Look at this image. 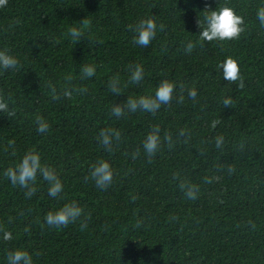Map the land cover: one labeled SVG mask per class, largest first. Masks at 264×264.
Wrapping results in <instances>:
<instances>
[{
    "label": "trees",
    "instance_id": "1",
    "mask_svg": "<svg viewBox=\"0 0 264 264\" xmlns=\"http://www.w3.org/2000/svg\"><path fill=\"white\" fill-rule=\"evenodd\" d=\"M225 6L244 18V32L234 40L201 41L198 21L203 26L205 11ZM260 6L264 0H8L0 7V51L19 60L16 69H0V95L15 112H0V264L15 249L27 250L34 264H264ZM147 18L158 27L144 48L133 43L128 26ZM72 26L83 33L79 41L67 35ZM188 41L195 45L190 53ZM229 57L243 88L218 68ZM86 64L96 67L87 79L81 75ZM136 64L144 78L132 84L129 68ZM117 77L120 95L108 89ZM164 79L176 85L169 105L155 114H111L114 104L153 96ZM193 88L195 99L188 96ZM225 98L231 107L223 106ZM38 117L50 125L45 134L36 131ZM154 126L161 138L171 133L174 143L149 163L142 142ZM104 128L121 132L111 153L97 140ZM217 136L224 137L219 149ZM30 151L60 176L59 197L48 195L39 174L30 199L3 175ZM101 159L114 172L107 190L90 178ZM181 180L198 187L195 200L185 197ZM70 201L90 217L83 231L80 221L61 229L44 223L48 211ZM4 231L12 240H3Z\"/></svg>",
    "mask_w": 264,
    "mask_h": 264
},
{
    "label": "clouds",
    "instance_id": "2",
    "mask_svg": "<svg viewBox=\"0 0 264 264\" xmlns=\"http://www.w3.org/2000/svg\"><path fill=\"white\" fill-rule=\"evenodd\" d=\"M8 0H0V7L7 4ZM257 20L261 27H264V6H260L256 12ZM83 22V21H82ZM245 21L242 16H239L230 7H221L214 11H205L203 26L198 21V27L200 29L199 38L201 41H226L234 40L239 38L242 32H244ZM129 30L133 31V43L135 45L147 48L151 42L156 38L157 34V23L153 18L142 19L135 26L129 25ZM159 30H164V25H159ZM67 35L70 36L74 41H79L83 35L82 31L75 27H69ZM194 44L192 41H188L185 51L190 53ZM19 66V60L13 55L8 54L6 51H0V69L9 70L16 69ZM218 68L222 69L223 79L229 83L239 81L238 87H244V81L240 76V70L237 62L231 57L226 58ZM129 82L132 84H138L144 78V69L142 65L136 64L131 65L129 68ZM96 74V67L94 65H84L81 69L82 78H91ZM176 85L167 79L162 80L156 87L155 94L153 96H140L138 98H128L123 105L114 104L112 107L111 114L117 118H121L125 115L126 111L135 113L142 111L145 113L155 114L160 110L162 105H169L173 98V93ZM108 89L116 94L120 95V80L119 78H113L108 83ZM81 92L87 91L86 89H79ZM53 98H59L56 93V89L52 87ZM63 95L66 98L72 97V90L65 89ZM196 90L189 89L188 96L192 99L196 98ZM183 101V96L178 97V102ZM224 107H231V98L223 99ZM0 112L7 113L8 116H14L15 112L10 111L5 98L0 95ZM36 131L39 134H45L48 132L50 125L48 122L38 117L37 118ZM219 121L214 120L211 123V127L215 128ZM179 135L185 137L186 134L183 130L180 131ZM121 139V132L115 128H104L101 129L97 140L105 151L111 153L113 151L114 142H118ZM215 139V147L217 149L222 148L224 143L223 136H217ZM173 136L171 133L166 132L161 138L160 128L154 126L152 130L146 135L142 142L143 151L151 163L152 159L156 156L162 146L166 145L171 148L173 146ZM140 156V149H137L132 153V159L135 160ZM229 172L234 169L229 168ZM39 176L47 182L48 195L51 198H57L64 190L63 182L60 176L57 174L54 168L44 166L41 163V157L38 152L30 151L26 152L22 157L21 161L15 167H9L4 170L3 175L11 182L13 186H19L25 190V197L30 199L37 192L36 181ZM90 178L94 181L97 188L101 190H107L113 183L114 172L112 166L107 160H98L95 164L90 167ZM87 179V177H86ZM207 182H211L207 180ZM179 188L184 192L187 199L195 200L197 198L198 187L190 182L181 180ZM83 220H80L81 217ZM90 217L85 214L84 210L78 205L76 201H70L64 203L59 209L48 211L44 216V223L56 229L68 227L77 221H80V228L83 231L87 227V220ZM27 230V229H26ZM3 240H12V233L9 231L3 232ZM7 264H34L33 256L27 250L15 249L10 251L6 257Z\"/></svg>",
    "mask_w": 264,
    "mask_h": 264
}]
</instances>
